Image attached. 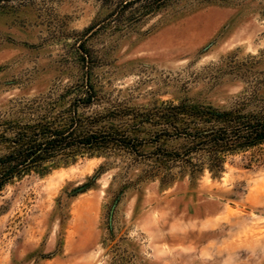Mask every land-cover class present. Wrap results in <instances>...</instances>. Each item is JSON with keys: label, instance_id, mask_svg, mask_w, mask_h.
Returning a JSON list of instances; mask_svg holds the SVG:
<instances>
[{"label": "rangeland", "instance_id": "1", "mask_svg": "<svg viewBox=\"0 0 264 264\" xmlns=\"http://www.w3.org/2000/svg\"><path fill=\"white\" fill-rule=\"evenodd\" d=\"M89 86L78 115L134 144L6 181L0 264H264V143L163 154L171 106H264V0H0V133Z\"/></svg>", "mask_w": 264, "mask_h": 264}, {"label": "trees", "instance_id": "2", "mask_svg": "<svg viewBox=\"0 0 264 264\" xmlns=\"http://www.w3.org/2000/svg\"><path fill=\"white\" fill-rule=\"evenodd\" d=\"M92 96L89 86L84 98L71 104L69 113L55 115L48 110L31 121L7 124L0 133V143L5 145L0 157V189L15 175L45 163L74 158L81 150L133 146L134 140L126 132L110 124L98 126L97 117L83 119L78 115V105L89 104ZM244 106L225 111L183 103L171 106L165 114L166 131L182 143L163 154L189 162L191 155L200 153L212 168L222 162L220 156L263 144L264 106L249 112Z\"/></svg>", "mask_w": 264, "mask_h": 264}]
</instances>
